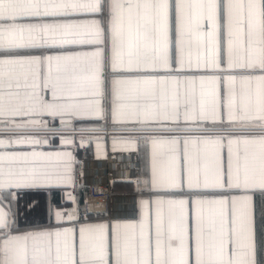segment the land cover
I'll list each match as a JSON object with an SVG mask.
<instances>
[{"label": "snow or ice", "instance_id": "6c2138e0", "mask_svg": "<svg viewBox=\"0 0 264 264\" xmlns=\"http://www.w3.org/2000/svg\"><path fill=\"white\" fill-rule=\"evenodd\" d=\"M99 132L126 212L22 224ZM0 264H264V0H0Z\"/></svg>", "mask_w": 264, "mask_h": 264}, {"label": "crops", "instance_id": "0c3cea01", "mask_svg": "<svg viewBox=\"0 0 264 264\" xmlns=\"http://www.w3.org/2000/svg\"><path fill=\"white\" fill-rule=\"evenodd\" d=\"M75 135L77 138L80 136L93 138L96 136H107V158H104L103 152L101 153V158H97V150L94 143L80 147L79 139H77V146L74 150V155L79 161L76 187L19 193L18 207L22 224L26 222L47 223L49 207H51L53 212L59 210L67 213L73 207L68 198L69 193L80 202V211L83 213L87 187L93 183L108 181L111 184L112 193L108 202L107 212L105 214L90 215L93 219L89 222L97 223L102 222L106 218L110 219L111 217L107 215L108 213H112V215L124 214L131 205L135 198L136 189L135 185L130 181L134 179L135 171L132 164L128 162L127 154L112 152L110 137L113 133H76ZM54 143L58 144V140L54 141ZM133 163H135V157H133ZM81 172L83 173L82 175ZM4 204L7 206V199ZM97 215L100 217L99 220L94 219ZM24 230L29 229L25 228Z\"/></svg>", "mask_w": 264, "mask_h": 264}, {"label": "built area", "instance_id": "2783aa9c", "mask_svg": "<svg viewBox=\"0 0 264 264\" xmlns=\"http://www.w3.org/2000/svg\"><path fill=\"white\" fill-rule=\"evenodd\" d=\"M111 197V184L108 181L93 183L87 187L83 212L89 215L105 214Z\"/></svg>", "mask_w": 264, "mask_h": 264}, {"label": "rangeland", "instance_id": "374dc122", "mask_svg": "<svg viewBox=\"0 0 264 264\" xmlns=\"http://www.w3.org/2000/svg\"><path fill=\"white\" fill-rule=\"evenodd\" d=\"M111 193H112V187H111Z\"/></svg>", "mask_w": 264, "mask_h": 264}]
</instances>
